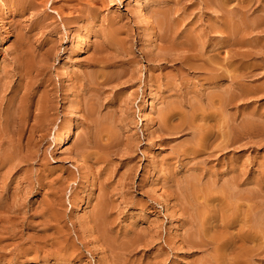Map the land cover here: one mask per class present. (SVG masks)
I'll return each mask as SVG.
<instances>
[{"label": "rangeland", "instance_id": "rangeland-1", "mask_svg": "<svg viewBox=\"0 0 264 264\" xmlns=\"http://www.w3.org/2000/svg\"><path fill=\"white\" fill-rule=\"evenodd\" d=\"M99 1L57 0L68 23L30 36L42 16L0 5V264H264V0Z\"/></svg>", "mask_w": 264, "mask_h": 264}, {"label": "bare ground", "instance_id": "bare-ground-1", "mask_svg": "<svg viewBox=\"0 0 264 264\" xmlns=\"http://www.w3.org/2000/svg\"><path fill=\"white\" fill-rule=\"evenodd\" d=\"M77 1V0H76ZM99 1V0H98ZM125 1H127V0H123V2H125ZM177 1V0H176ZM216 1V3L215 4H217V6L219 7V8H224L225 6H227V5H225L226 3H228L229 2V0H215ZM68 2V1H67ZM81 2V1H80ZM100 2V1H99ZM0 5H1V7L3 6H7V8H8V11H7V14L8 15H6V17H8L7 19L9 20V22H10V26H15V27H17V28H21L22 29V27L23 28H26V25H25V23L23 22V20H25L24 19V16L25 15H28V14H30V15H32L33 16V18L35 17V16H37L38 17V15H40V16H42V18L40 19V21H34L33 20V23H32V25H31V23H29L30 25L29 26H27L28 27V30H25L24 29V32H23V30L21 31L20 29H18L19 30V34H22V33H24L25 35H28V36H30L31 34H33L35 31L37 32V31H43V32H45V33H51L52 32V30H54V27H52V26H54V24H55V21H54V19H55V17L53 16L54 14V12H56V16L58 17L59 16V20L60 21H64V23H65V25H66V23H68V19H66L64 16V12L62 13V11L64 10V8H65V6L63 7V6H58L57 5V0H4V1H0ZM93 3H94V1H93ZM95 3H96V1H95ZM177 3V2H176ZM206 5V4H205ZM83 7V6H82ZM138 7H139V10L140 11H142V4H140V2H139V4H138ZM227 8V7H226ZM66 9V8H65ZM96 9V8H95ZM178 10V9H177ZM219 10V9H218ZM6 11V10H5ZM96 11V10H95ZM98 11V10H97ZM96 11V12H97ZM139 11V12H140ZM229 11V10H228ZM72 12V11H71ZM94 10H93V8H92V2H90V4H88V6L86 7V14H90V15H92V16H95L94 15ZM227 13V12H226ZM142 14V13H141ZM219 14V13H218ZM229 14H230V12H229ZM1 15V14H0ZM164 15V14H163ZM69 16V15H68ZM82 16V15H81ZM1 17V16H0ZM26 17V16H25ZM30 17V16H29ZM39 18V17H38ZM37 18V19H38ZM77 18V17H76ZM159 18V17H158ZM170 18V17H169ZM36 19V18H35ZM78 19V18H77ZM157 19V18H156ZM57 21V20H56ZM149 21V20H148ZM175 21V20H174ZM255 21V20H254ZM59 22V21H58ZM165 22V21H164ZM113 23H114V21H113ZM232 23V22H231ZM28 24V23H27ZM108 24H109V22H108ZM112 24V23H111ZM239 24V23H238ZM250 24V23H249ZM151 25H153V24H151ZM57 26V25H56ZM115 26V25H114ZM117 26V25H116ZM109 27V26H108ZM112 27H113V25H112ZM256 27V26H255ZM251 28V27H250ZM253 28V27H252ZM27 29V28H26ZM112 29V28H111ZM111 29H108L107 28V30H109L108 31V34L106 35V38H107V40H112L113 39V35H117L118 34V31L116 30V29H114V31H112ZM171 29V28H170ZM249 29V28H248ZM18 30H16V31H18ZM247 30V29H246ZM42 32V33H43ZM122 32V31H121ZM41 33V34H42ZM45 33H43V35L45 34ZM103 33H105V32H103ZM218 33V32H217ZM220 33V32H219ZM218 33V34H219ZM221 35H224V39H225V42H226V44L227 45H230L231 43H232V35H233V32H232V28H231V26H230V24H229V21H227V20H223L222 21V28H221ZM16 34H17V32H16ZM18 34V39H17V47H18V57H17V59H16V63L20 66L22 63H23V61H26V59H24V57H25V55H28V54H26V49H28V47H30V46H28L27 44H28V42L26 43L25 41H24V39H22L21 37H22V35H19ZM46 34V35H47ZM89 34V33H88ZM193 34V33H192ZM51 35V34H50ZM244 35V34H243ZM17 35H15V37H16ZM49 36V35H48ZM119 36H121V34L119 35ZM148 41H149V43H151V44H154L156 41H157V38H158V33H157V30H156V28L154 27V26H151V28H150V30L148 31ZM234 36V35H233ZM248 36V35H247ZM26 37V36H25ZM53 37L54 36H52V38L51 39H49L48 38V40L46 41L45 40V42H42V40H41V42H42V44H39V46H38V48L37 47H34L35 49L37 48V50H43L42 48V46H44V50H43V58H41L40 59V61H39V66L41 67V68H44V65H45V63H46V61L48 60V58L49 57H52V56H49L50 54L52 55L53 54V52H51L52 50H54V47H53V43H54V39H53ZM88 37V36H87ZM8 39H9V35L6 33L4 36H2L1 37V40L2 41H4V42H8ZM31 38H29V40H30ZM33 39V38H32ZM47 39V38H46ZM117 39V38H116ZM36 40V39H35ZM57 40V39H56ZM234 40V39H233ZM113 41V40H112ZM238 41V40H237ZM34 42V41H33ZM40 42V41H39ZM38 42V43H39ZM40 42V43H41ZM184 42V41H183ZM187 42V41H186ZM35 43H36V41H35ZM113 43H114V41H113ZM168 43V42H167ZM193 43V42H192ZM15 44V43H14ZM31 44H32V42H31ZM45 44V45H44ZM119 44H120V41H119ZM175 44V43H174ZM189 44V43H188ZM36 44H34V46H35ZM55 45V44H54ZM186 45V44H185ZM190 45V44H189ZM193 45V44H192ZM244 45V44H243ZM96 46V45H95ZM191 46V45H190ZM238 46V45H237ZM253 46V45H252ZM111 47V46H110ZM172 47V46H171ZM175 47V46H174ZM231 47H232V45H231ZM230 47V48H231ZM115 48V47H114ZM178 48V47H177ZM16 49V48H15ZM32 50V49H31ZM124 50V49H123ZM172 50V49H171ZM231 50V49H230ZM119 51V50H118ZM121 51V50H120ZM259 51V50H258ZM30 52V51H29ZM28 52V53H29ZM115 52V51H114ZM237 52V51H236ZM260 52H261V50H260ZM262 52H264V51H262ZM33 53V52H32ZM123 53V52H122ZM235 53V52H234ZM256 53V52H255ZM259 53V52H258ZM115 54V53H114ZM239 54V53H238ZM244 54V53H243ZM242 53H241V55H243ZM254 54V53H253ZM252 54V55H253ZM40 55V54H39ZM117 55V54H116ZM119 55V54H118ZM128 55V54H127ZM172 55V54H171ZM175 55V54H174ZM237 55V54H236ZM244 55H246V54H244ZM254 55H256L257 56V54H254ZM49 56V57H48ZM98 56V55H97ZM115 56V55H114ZM233 56V55H232ZM239 56V55H238ZM249 56H250V53H249ZM29 57V56H28ZM33 57V56H32ZM101 57V56H100ZM243 57V56H242ZM92 58V57H91ZM255 58V57H254ZM30 59V58H29ZM238 59V58H237ZM96 59H94V61H95ZM224 60V59H223ZM235 60V59H234ZM250 60H251V58H250ZM256 60V59H255ZM89 61H91V60H89ZM175 61H176V59H175ZM35 62V61H34ZM33 62V63H34ZM214 63V62H213ZM252 63V62H251ZM24 64H27V65H29V66H31L32 65V63L28 60L27 61V63L25 62ZM36 64H38V63H36ZM238 64V63H237ZM262 64V63H261ZM23 65V64H22ZM88 65V64H87ZM99 65V64H98ZM247 65H250V63L249 64H247ZM254 65V64H253ZM256 65H257V63H256ZM38 66V67H39ZM89 66H90V68H92V69H96L97 67H99V66H97V64H96V62H93V63H89ZM27 67V66H26ZM32 67V66H31ZM246 67V66H245ZM244 67V68H245ZM251 67H252V65H251ZM257 67H259L258 65H257ZM101 68H103V67H101ZM213 68V67H212ZM253 68H255V66H253ZM45 69V68H44ZM43 69V71H38L37 72V75L38 76H40V77H43L44 78V76L46 75V73H47V71H45ZM243 69V68H242ZM251 69V68H250ZM250 69H249V72H250ZM213 70V69H212ZM247 69H245V71H246ZM260 70V69H259ZM99 70H97V72H98ZM253 72H254V69L252 70ZM238 72V71H237ZM255 72H257V71H255ZM254 72V73H255ZM85 73V72H84ZM206 73V72H205ZM253 73V74H254ZM87 74V73H86ZM99 74V73H98ZM207 74V73H206ZM247 74H249L248 72H247ZM251 74H252V72H251ZM253 74H252V76H253ZM260 74V73H259ZM24 75V74H23ZM64 75V74H63ZM256 74H254V76H255ZM251 76V75H250ZM251 76V77H252ZM258 76V75H257ZM70 77V76H69ZM100 77V76H99ZM98 77V78H99ZM249 77V76H248ZM256 77V76H255ZM106 78V77H105ZM226 78V77H225ZM84 79V78H83ZM245 79V78H244ZM55 81V80H54ZM256 85V84H255ZM41 87V86H40ZM42 88V87H41ZM262 89V88H261ZM262 90H264V89H262ZM51 91V90H50ZM219 91V90H218ZM247 91H249V90H247ZM244 92V91H243ZM249 93V92H248ZM241 94V93H240ZM225 95V94H224ZM223 96V95H222ZM251 96H252V94H251ZM220 97V96H219ZM224 97V96H223ZM226 97V96H225ZM226 99H227V97H226ZM211 100V99H210ZM234 100V99H233ZM40 101V100H39ZM191 101V100H190ZM149 101L146 99V100H144V102H143V104H142V106H141V110H143V109H145L146 107H148L149 106V103H148ZM223 103V102H222ZM54 104V103H53ZM178 104V103H177ZM188 105V104H187ZM201 105H203V104H201ZM216 105V104H215ZM172 106V105H171ZM165 107V106H164ZM189 107V106H188ZM83 108V107H82ZM213 109V108H212ZM171 110V109H170ZM168 110V111H165L164 112V114H165V116L163 115V118L164 119H166L165 117H166V115H167V117H170V120L172 121V119H171V117H174V116H176V117H178V118H180V116H178V115H180V112H178L177 113V111H175L174 112V110ZM140 111V110H139ZM28 113V112H27ZM47 113H48V110H47ZM144 113V112H143ZM207 113V112H206ZM205 113V114H206ZM41 114V113H40ZM46 115H48V114H46ZM182 115V114H181ZM198 115V114H197ZM209 115V114H208ZM223 115V114H222ZM221 116V115H220ZM195 117V116H194ZM201 117H202V115H201ZM215 117H216V115H215ZM47 118V117H46ZM177 118V119H178ZM182 118V117H181ZM213 118V117H212ZM222 118V117H221ZM183 119V118H182ZM191 119V118H190ZM206 119V118H205ZM41 120V119H40ZM228 120V119H227ZM166 121V120H165ZM186 121V120H185ZM191 121V120H190ZM189 121V122H190ZM195 121V120H194ZM142 122H143V119L141 120V124H142ZM220 123H221V121H219ZM231 122V121H230ZM168 123V122H167ZM237 123V122H236ZM165 124H166V122H165ZM185 124V123H184ZM211 126V125H210ZM199 127V126H198ZM233 127V126H232ZM256 127V126H255ZM212 128V127H211ZM210 128V129H211ZM225 128V129H224ZM224 128H223V126H222V129L223 130H221V133H222V137L221 136H218V137H221V139H223L221 142H223L224 143V147L225 146H227L226 144H228L227 142L229 141L228 139V123H227V126H224ZM63 129V128H62ZM202 129V128H201ZM191 130V129H190ZM229 130H230V128H229ZM215 131V130H214ZM234 131V130H233ZM257 132V131H256ZM167 133V132H166ZM178 134V133H177ZM209 134V133H208ZM90 135V134H89ZM202 135V134H201ZM200 135V136H201ZM195 136V135H194ZM103 137V136H102ZM193 137V136H192ZM110 138V137H109ZM189 138V137H188ZM194 138V137H193ZM69 139H70V134H69V131L68 130H65L64 131V133L58 138V142H57V145L58 146H65V144L69 141ZM191 139V138H190ZM203 139V138H202ZM227 139V140H226ZM205 140V139H204ZM202 141V140H201ZM205 142H207V141H205ZM214 142V141H213ZM186 143V142H185ZM220 143V142H219ZM209 144V143H208ZM201 146V145H200ZM199 145H198V147H200ZM231 146V145H230ZM93 147V146H92ZM64 148V147H63ZM192 148V147H191ZM212 148V147H211ZM60 149V148H59ZM193 149V148H192ZM200 149V148H199ZM205 149V148H204ZM97 150V149H96ZM222 150V149H221ZM189 151V150H188ZM185 153V152H184ZM87 155V154H86ZM101 155V154H100ZM94 157V156H93ZM190 174V173H189ZM195 176V175H194ZM197 176V175H196ZM187 178H189V177H187ZM207 179V178H206ZM190 180V179H189ZM192 181H193V178H192ZM199 182V181H198ZM197 182V183H198ZM209 182V181H208ZM193 184H194V182H192ZM199 183H201V182H199ZM210 183V182H209ZM222 183V182H221ZM225 184V183H224ZM202 185V184H201ZM62 186V185H61ZM196 186H197V184H196ZM195 185H192V191H193V193H197V194H201V193H198L199 191H198V189H197V187H196ZM214 186V185H213ZM60 187V186H59ZM206 187V186H205ZM210 187V186H209ZM225 187V186H224ZM228 186H226V188H227ZM232 187V186H231ZM207 188V187H206ZM216 188V187H215ZM214 188V189H215ZM207 189H209V188H207ZM231 189V188H230ZM227 190V189H226ZM257 190V189H256ZM202 191V190H201ZM211 192V191H210ZM215 192H216V190H215ZM218 192V191H217ZM229 192V191H228ZM230 192H231V190H230ZM240 192V191H239ZM204 193V192H203ZM224 193V192H223ZM232 193V192H231ZM255 193V192H254ZM205 194V193H204ZM203 194V195H204ZM256 194V193H255ZM194 195V194H193ZM196 195V194H195ZM198 195V196H199ZM207 195V194H206ZM227 195H228V193H227ZM192 196V195H191ZM222 196V195H221ZM196 197H197V195H196ZM200 197H201V195H200ZM204 197V196H203ZM214 197V196H213ZM235 197H236V195H235ZM248 197V196H247ZM252 197V196H251ZM205 198H207V197H205ZM215 198V197H214ZM218 198V197H217ZM223 198V197H222ZM257 198V197H256ZM197 199H198V197H197ZM200 199H202V198H200ZM209 199V198H208ZM212 199V198H211ZM202 200H204V198L202 199ZM206 200V199H205ZM216 200V199H215ZM208 202V201H207ZM229 202V201H228ZM235 202V201H234ZM210 203H211V201H210ZM209 203V204H210ZM193 204V203H192ZM219 204V203H218ZM230 204V203H229ZM262 205V204H261ZM203 206V205H202ZM206 206V205H205ZM226 206V205H225ZM236 206V205H235ZM258 206V205H257ZM197 207V206H196ZM214 207V206H213ZM209 208V207H208ZM238 208H239V206H238ZM250 208V207H249ZM193 209V208H192ZM196 210V209H195ZM238 210V209H237ZM244 210V209H243ZM211 211V210H210ZM259 211V210H258ZM202 212V211H201ZM241 212V211H240ZM245 212V211H244ZM204 213V212H203ZM208 213V212H207ZM234 213V212H233ZM243 213V212H242ZM100 214H102V213H100ZM218 214V213H217ZM253 214H255V213H253ZM205 215V214H204ZM250 215H251V213H250ZM105 216V215H104ZM202 216V215H201ZM234 216V215H233ZM248 216V215H247ZM204 217V216H203ZM207 217L209 218V216L207 215ZM206 217V218H207ZM221 217V216H220ZM244 217V216H243ZM259 217H261V216H259ZM98 218V217H97ZM113 218V217H112ZM235 218V217H234ZM255 218V217H254ZM199 219V218H198ZM248 219V218H247ZM251 219V218H250ZM259 219V218H258ZM204 220V219H203ZM240 220H242V219H240ZM254 220V219H253ZM257 220V219H256ZM195 221V220H194ZM251 221V220H250ZM262 221V220H261ZM196 222V221H195ZM208 222V221H207ZM207 222H206V224H207ZM251 222H253V221H251ZM256 223V222H255ZM102 224V223H101ZM173 224V223H172ZM202 224H204V223H202ZM258 224V223H257ZM210 225V224H209ZM259 225V224H258ZM261 226V225H260ZM171 227V226H170ZM215 228V227H214ZM251 228V227H250ZM205 229V228H204ZM209 229V228H208ZM252 229V228H251ZM262 229V228H261ZM260 229V230H261ZM197 230V229H196ZM195 230V231H196ZM200 230H202V228L200 229ZM199 230V231H200ZM206 230V229H205ZM174 231V230H173ZM190 232H192L191 230H189ZM188 231V232H189ZM210 231V230H209ZM202 232V231H201ZM246 232V231H245ZM262 232H264V231H262ZM193 233H195V232H193ZM197 233V232H196ZM196 233H195V235H196ZM209 233V232H208ZM213 233V232H212ZM207 234V233H206ZM233 234V233H232ZM259 234V233H258ZM202 235V234H201ZM205 235V234H204ZM212 235V234H211ZM215 235V234H214ZM189 236V235H188ZM205 236H207V235H205ZM233 236V235H232ZM258 236V235H257ZM202 237H204V236H202ZM236 237V236H235ZM104 238V237H103ZM189 238H191V236H189ZM208 239H209V237H207ZM206 238V239H207ZM213 238V237H212ZM252 238V237H251ZM205 239V238H204ZM234 239V238H233ZM257 239H258V237H257ZM210 240V239H209ZM195 241H197L196 243H198V241H200L199 239L197 240H195ZM206 241V240H205ZM257 241V240H256ZM188 243H189V241H187ZM192 242V241H191ZM190 242V243H191ZM206 242H208V243H206V244H208L209 245V243H210V241H206ZM214 242V241H213ZM212 242V243H213ZM219 242V241H218ZM226 242V241H225ZM259 242V241H258ZM200 243H202V240H201V242ZM211 243V244H212ZM237 243V242H236ZM246 243H247V241H246ZM187 244V243H186ZM221 244H222V242H221ZM259 244H260V242H259ZM111 245V244H110ZM189 245V244H188ZM196 245H198V244H196ZM204 245V244H203ZM207 245V246H208ZM245 245V244H244ZM254 245H255V243H254ZM261 245V244H260ZM259 245V246H260ZM118 246V245H117ZM212 246V248H210V250H212L213 249V251L214 252H216V248H215V244H214V247H213V245H211ZM211 246H209V247H211ZM216 246H218L217 244H216ZM221 246H223V245H221ZM234 246V245H233ZM257 246H258V244H257ZM191 247V246H190ZM203 247V246H202ZM205 247H206V245H205ZM225 247V246H224ZM229 247V246H228ZM193 248H194V245H193ZM196 248V247H195ZM198 248V247H197ZM215 248V249H214ZM248 248V247H247ZM250 248V247H249ZM204 249V248H203ZM221 249V248H220ZM236 249V248H235ZM246 249V248H245ZM119 250V249H118ZM223 250V249H222ZM232 250V249H231ZM115 251V250H114ZM198 251H199V249H198ZM221 251V250H220ZM257 251V250H256ZM259 251V250H258ZM210 252V251H209ZM208 252V253H209ZM226 252V251H225ZM228 252V251H227ZM230 252V251H229ZM261 252H262V250H261ZM211 253H213L212 251H211ZM218 253V252H217ZM223 253H224V250H223ZM258 253H260V252H258ZM205 254V253H204ZM221 254H222V252H221ZM221 254H219V255H217V256H220ZM228 254V253H227ZM206 255V254H205ZM209 255H211V254H209ZM231 255V254H230ZM247 255V254H246ZM259 256H261L260 254H258ZM208 256V255H207ZM216 256V255H215ZM209 258H211L212 259V257L210 256ZM248 258V257H247ZM214 259V258H213ZM232 259V258H231ZM241 259V258H240ZM210 261H212V260H210ZM239 261V260H238ZM229 262V261H228ZM230 262H231V260H230ZM212 263V262H211ZM224 263V262H223ZM243 263V262H242ZM199 264H200V262H199ZM213 264H214V262H213Z\"/></svg>", "mask_w": 264, "mask_h": 264}]
</instances>
